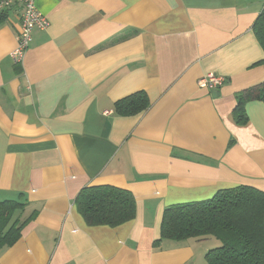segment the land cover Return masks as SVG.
<instances>
[{
	"label": "crops",
	"instance_id": "obj_1",
	"mask_svg": "<svg viewBox=\"0 0 264 264\" xmlns=\"http://www.w3.org/2000/svg\"><path fill=\"white\" fill-rule=\"evenodd\" d=\"M37 7L50 25L20 64L18 11L0 23V200L22 194L33 216L0 264H209L213 239L155 240L169 205L264 189V102L246 103L245 124L233 115L240 91L264 79L253 31L264 0ZM210 72L226 77L218 90L199 86ZM139 90L148 108L120 114L117 101ZM103 184L134 193L133 220L87 224L76 196Z\"/></svg>",
	"mask_w": 264,
	"mask_h": 264
},
{
	"label": "trees",
	"instance_id": "obj_2",
	"mask_svg": "<svg viewBox=\"0 0 264 264\" xmlns=\"http://www.w3.org/2000/svg\"><path fill=\"white\" fill-rule=\"evenodd\" d=\"M10 9L0 10V23ZM253 31L264 49V8L253 25ZM264 66V57L255 63ZM264 102V79L242 89L233 111L235 120L245 124L246 103ZM150 100L144 90L123 97L116 103L120 114L132 116L143 112ZM78 211L90 226L116 227L133 220L137 214L134 193L111 184L82 188L75 199ZM27 201L0 200V250L15 244L33 216L22 217ZM190 238H216L221 245L206 253L209 264H264V189L241 184L224 188L210 199L169 205L163 212L158 246L163 240L185 241Z\"/></svg>",
	"mask_w": 264,
	"mask_h": 264
},
{
	"label": "built area",
	"instance_id": "obj_3",
	"mask_svg": "<svg viewBox=\"0 0 264 264\" xmlns=\"http://www.w3.org/2000/svg\"><path fill=\"white\" fill-rule=\"evenodd\" d=\"M2 9L17 10L19 13L20 33L11 58L15 64H20L30 47L33 31L47 29L50 21L37 7V0H0V10ZM198 83L201 88L218 90L226 83V77L210 72L201 77Z\"/></svg>",
	"mask_w": 264,
	"mask_h": 264
},
{
	"label": "rangeland",
	"instance_id": "obj_4",
	"mask_svg": "<svg viewBox=\"0 0 264 264\" xmlns=\"http://www.w3.org/2000/svg\"><path fill=\"white\" fill-rule=\"evenodd\" d=\"M22 217H24L23 215H22ZM210 239H213V241H216L217 243H214V245L213 246H219V245H221V243L216 239V238H210Z\"/></svg>",
	"mask_w": 264,
	"mask_h": 264
},
{
	"label": "water",
	"instance_id": "obj_5",
	"mask_svg": "<svg viewBox=\"0 0 264 264\" xmlns=\"http://www.w3.org/2000/svg\"><path fill=\"white\" fill-rule=\"evenodd\" d=\"M216 91H214V94H215Z\"/></svg>",
	"mask_w": 264,
	"mask_h": 264
}]
</instances>
